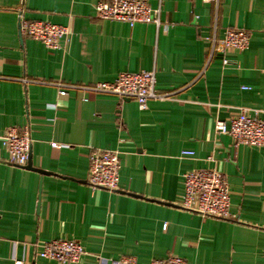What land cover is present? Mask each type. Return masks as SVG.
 Segmentation results:
<instances>
[{"label":"crops","instance_id":"obj_1","mask_svg":"<svg viewBox=\"0 0 264 264\" xmlns=\"http://www.w3.org/2000/svg\"><path fill=\"white\" fill-rule=\"evenodd\" d=\"M98 1L0 0V128L27 127L31 139L24 166L6 163L0 142V264L14 257L62 264L37 255L55 238L81 243L84 255L73 264L119 256L138 264L170 256L263 264L264 148L236 145L214 125L241 108L264 118V0H219L217 9L201 0H146L161 9L159 27L98 18ZM21 19L70 33L49 49L20 31ZM226 28L247 31L248 46L210 55V39ZM153 68L157 89L175 99L150 100L146 109L71 87L59 95L56 85ZM92 148L119 152L117 190L88 184ZM207 167L226 177L228 219L179 206L182 175Z\"/></svg>","mask_w":264,"mask_h":264},{"label":"built area","instance_id":"obj_2","mask_svg":"<svg viewBox=\"0 0 264 264\" xmlns=\"http://www.w3.org/2000/svg\"><path fill=\"white\" fill-rule=\"evenodd\" d=\"M210 3L217 9L219 0H201ZM98 18L126 22L130 26L135 23H153L160 26V7H151L146 0H106L98 1L95 6ZM164 27H166L164 25ZM20 31L39 40L49 49H58L70 33L68 26L50 21L20 20ZM249 44V34L242 28H226L223 36L210 39V55L226 50H243ZM226 63V59L223 60ZM60 87L59 95L67 93V87L80 89L83 92L114 95L121 99H132L140 109H146L150 100L175 99L173 92H162L156 87L155 70H140L136 72H120L114 80L98 81L88 85L68 86L56 83ZM246 88V87H242ZM264 112V111H263ZM215 130L228 135L234 144L264 148V118L252 114L248 108H241L236 116L228 120H215ZM0 142L5 151L4 161L8 164L24 166L28 160L31 139L29 129L18 130L15 127L1 132ZM54 145V143H52ZM181 156H193V150H182ZM210 161L211 157L208 158ZM0 160H2L0 156ZM3 161V160H2ZM87 182L92 189L115 191L118 189L120 154L117 150L94 149L88 154ZM183 194L179 206L196 212L204 217L219 219L230 218V191L225 175L213 167L198 168L182 175ZM166 224L163 225V229ZM37 255L41 258L62 264L77 263L84 255V248L77 240L55 238L43 242ZM264 264V241L262 246ZM13 264H23L19 258H13ZM112 264H138L133 256H119ZM146 264H187L180 256H170L165 259H150Z\"/></svg>","mask_w":264,"mask_h":264},{"label":"water","instance_id":"obj_3","mask_svg":"<svg viewBox=\"0 0 264 264\" xmlns=\"http://www.w3.org/2000/svg\"><path fill=\"white\" fill-rule=\"evenodd\" d=\"M28 163H29V159H28Z\"/></svg>","mask_w":264,"mask_h":264}]
</instances>
